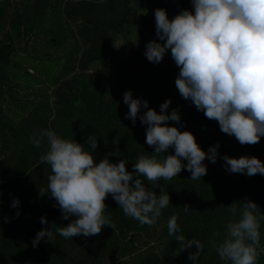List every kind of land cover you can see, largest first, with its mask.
Listing matches in <instances>:
<instances>
[{
	"label": "trees",
	"instance_id": "obj_1",
	"mask_svg": "<svg viewBox=\"0 0 264 264\" xmlns=\"http://www.w3.org/2000/svg\"><path fill=\"white\" fill-rule=\"evenodd\" d=\"M263 19L264 0H0V264H264V137L222 120L216 73ZM20 40L55 59L37 88L11 75Z\"/></svg>",
	"mask_w": 264,
	"mask_h": 264
},
{
	"label": "water",
	"instance_id": "obj_2",
	"mask_svg": "<svg viewBox=\"0 0 264 264\" xmlns=\"http://www.w3.org/2000/svg\"><path fill=\"white\" fill-rule=\"evenodd\" d=\"M216 73L224 122H237L264 137V19L222 50Z\"/></svg>",
	"mask_w": 264,
	"mask_h": 264
},
{
	"label": "rangeland",
	"instance_id": "obj_3",
	"mask_svg": "<svg viewBox=\"0 0 264 264\" xmlns=\"http://www.w3.org/2000/svg\"><path fill=\"white\" fill-rule=\"evenodd\" d=\"M123 40H124V37L122 35H119L117 36L115 42L118 44ZM16 42L18 43L15 44L16 46L15 53L17 55L19 54L17 58L18 67H16L17 69L15 68L13 70L14 74H11V75L18 77L20 80H23L25 82L24 84L29 83V82L33 83L34 80L39 79L40 77L49 79L53 73V69H54L53 67L56 68V66H53L54 61H55V59H53V55L43 54L41 51H39L38 46L29 49V46H31L30 42L28 43V46L23 45L22 43L23 40L16 41ZM16 57L17 56H15V58ZM26 66L31 67L33 72L26 71L24 69L26 68ZM7 75H9V73H7ZM41 84L43 83L41 82ZM4 87L5 86L3 84L2 86H0V89H3ZM33 87L37 88L36 83L35 84L33 83ZM17 90H19L18 87L9 91V93L12 95L11 97H13L14 100L19 99L21 96L22 98H24L25 97L24 94L22 95L20 93H17ZM4 95L6 96V94L0 95V106L2 110H4L3 112L6 113L7 112L6 102L8 101L4 100ZM5 99H7V97H5ZM11 111L14 113L17 112V110H11ZM12 112H9V113H12ZM6 114L10 117L9 121H11L13 119L12 118L13 116L8 113Z\"/></svg>",
	"mask_w": 264,
	"mask_h": 264
}]
</instances>
